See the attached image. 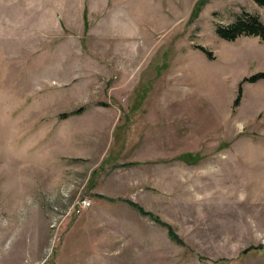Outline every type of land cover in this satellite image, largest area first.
I'll return each mask as SVG.
<instances>
[{
  "label": "rangeland",
  "instance_id": "rangeland-1",
  "mask_svg": "<svg viewBox=\"0 0 264 264\" xmlns=\"http://www.w3.org/2000/svg\"><path fill=\"white\" fill-rule=\"evenodd\" d=\"M245 11L0 0V264H264V41L217 33Z\"/></svg>",
  "mask_w": 264,
  "mask_h": 264
},
{
  "label": "trees",
  "instance_id": "trees-1",
  "mask_svg": "<svg viewBox=\"0 0 264 264\" xmlns=\"http://www.w3.org/2000/svg\"><path fill=\"white\" fill-rule=\"evenodd\" d=\"M258 4L264 6V0H255ZM217 33L220 37L226 40H236L237 38L244 35H254L259 36L264 41V21L257 14L251 12H243L238 15V17L229 25H219L217 27ZM261 78H264V71L257 72L251 76L245 77L239 85V94L235 100V106H237L240 102L242 84L244 81H257ZM160 221V220H159ZM163 223V222H162ZM170 235L179 241L182 240L178 235L174 232L171 226H169Z\"/></svg>",
  "mask_w": 264,
  "mask_h": 264
},
{
  "label": "built area",
  "instance_id": "built-area-1",
  "mask_svg": "<svg viewBox=\"0 0 264 264\" xmlns=\"http://www.w3.org/2000/svg\"><path fill=\"white\" fill-rule=\"evenodd\" d=\"M90 206H91V200L89 198H81L74 206V210L77 213H81L84 210L90 208Z\"/></svg>",
  "mask_w": 264,
  "mask_h": 264
},
{
  "label": "crops",
  "instance_id": "crops-1",
  "mask_svg": "<svg viewBox=\"0 0 264 264\" xmlns=\"http://www.w3.org/2000/svg\"><path fill=\"white\" fill-rule=\"evenodd\" d=\"M97 4H98V3H97ZM88 7H89V5H88ZM90 7H91V9H94V10H95V9H97V8H95V7H98V5L96 6V3H95V4H93V5L90 6ZM96 11H97V10H95V13H96Z\"/></svg>",
  "mask_w": 264,
  "mask_h": 264
}]
</instances>
